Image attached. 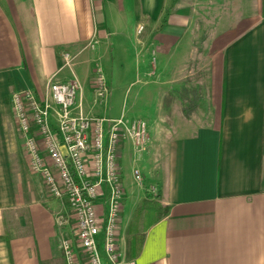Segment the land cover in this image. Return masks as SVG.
I'll list each match as a JSON object with an SVG mask.
<instances>
[{
    "label": "crops",
    "instance_id": "1",
    "mask_svg": "<svg viewBox=\"0 0 264 264\" xmlns=\"http://www.w3.org/2000/svg\"><path fill=\"white\" fill-rule=\"evenodd\" d=\"M72 78L71 113L145 123L116 154L117 264H264V0H0V264H64L70 211L28 168L9 96L34 90L54 121L48 81ZM145 194L169 212L127 257Z\"/></svg>",
    "mask_w": 264,
    "mask_h": 264
},
{
    "label": "built area",
    "instance_id": "2",
    "mask_svg": "<svg viewBox=\"0 0 264 264\" xmlns=\"http://www.w3.org/2000/svg\"><path fill=\"white\" fill-rule=\"evenodd\" d=\"M95 81L97 94H105L107 83L98 67ZM47 88L55 106L54 121L48 101L34 90H13L9 97L28 168L40 175L49 195L65 200L73 219L69 234L59 242L63 262L117 264L122 187L116 154L122 140L134 147L142 144L145 123L123 113H71L74 78L48 81Z\"/></svg>",
    "mask_w": 264,
    "mask_h": 264
},
{
    "label": "trees",
    "instance_id": "3",
    "mask_svg": "<svg viewBox=\"0 0 264 264\" xmlns=\"http://www.w3.org/2000/svg\"><path fill=\"white\" fill-rule=\"evenodd\" d=\"M169 204H163L151 195L146 194L135 207L134 214L141 213L143 215L142 230L127 229L125 237V255L134 257L139 253L141 243L144 236V230L152 223L159 220L169 212Z\"/></svg>",
    "mask_w": 264,
    "mask_h": 264
},
{
    "label": "rangeland",
    "instance_id": "4",
    "mask_svg": "<svg viewBox=\"0 0 264 264\" xmlns=\"http://www.w3.org/2000/svg\"><path fill=\"white\" fill-rule=\"evenodd\" d=\"M113 105L112 106H116V102L112 103ZM122 187V185H121ZM146 195V194H145ZM144 195V196H145ZM123 197H124V193H123V189H122V199H121V205H122V202H123ZM132 199H133V202L136 200L138 201V197L135 193L132 194ZM121 210H122V206H121V209H120V212H119V218L121 217ZM71 219V222H70V226L72 227L73 225V219ZM130 228L131 229H138V230H141L142 226H143V215L141 213L137 214V215H133L131 218H130V224H129Z\"/></svg>",
    "mask_w": 264,
    "mask_h": 264
}]
</instances>
